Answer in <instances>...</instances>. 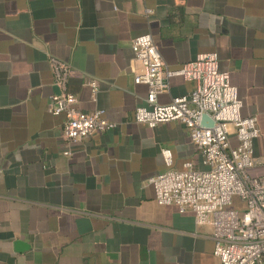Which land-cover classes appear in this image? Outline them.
<instances>
[{"label": "crops", "instance_id": "obj_1", "mask_svg": "<svg viewBox=\"0 0 264 264\" xmlns=\"http://www.w3.org/2000/svg\"><path fill=\"white\" fill-rule=\"evenodd\" d=\"M141 35L170 70L216 53L242 115L258 119L253 155L264 154V0H0V264H220L210 227L158 205L147 184L186 164L206 168L179 122L134 121L147 95L133 83L142 68L130 44ZM49 56L72 67L78 108L117 124L69 157L64 117L49 113ZM169 85L161 105L195 87Z\"/></svg>", "mask_w": 264, "mask_h": 264}, {"label": "built area", "instance_id": "obj_2", "mask_svg": "<svg viewBox=\"0 0 264 264\" xmlns=\"http://www.w3.org/2000/svg\"><path fill=\"white\" fill-rule=\"evenodd\" d=\"M152 11L147 10L150 14ZM133 60L142 70L133 83L145 86V105L138 106L134 121L149 128L168 122L182 124L201 155L205 170L195 171L186 164L181 171L168 170L150 177L155 202L173 206L178 213L191 212L195 223L209 226L214 256L220 264H261L264 260V154L253 155L259 137L256 116L242 115L243 102L229 74L219 68L216 53L199 54L176 70L168 69L150 35L132 39ZM49 68L57 93L49 99L51 116H63L62 138L71 156V146L95 133L113 130L116 123L105 119V111L83 112L69 91L72 67L49 56ZM181 77L195 84L186 96L161 105L158 98L169 92L171 78ZM92 101L98 86L88 83ZM207 116L209 120L204 121ZM212 122V124H211ZM167 166L170 152L162 150Z\"/></svg>", "mask_w": 264, "mask_h": 264}, {"label": "water", "instance_id": "obj_3", "mask_svg": "<svg viewBox=\"0 0 264 264\" xmlns=\"http://www.w3.org/2000/svg\"><path fill=\"white\" fill-rule=\"evenodd\" d=\"M203 120H204V121H207V120H209V118H208L207 116H204V117H203ZM209 121H210V120H209ZM211 124H212V122H211Z\"/></svg>", "mask_w": 264, "mask_h": 264}]
</instances>
